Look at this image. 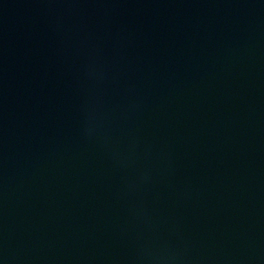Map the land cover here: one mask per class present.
Returning <instances> with one entry per match:
<instances>
[{
	"label": "water",
	"instance_id": "obj_1",
	"mask_svg": "<svg viewBox=\"0 0 264 264\" xmlns=\"http://www.w3.org/2000/svg\"><path fill=\"white\" fill-rule=\"evenodd\" d=\"M0 264H264V0H0Z\"/></svg>",
	"mask_w": 264,
	"mask_h": 264
}]
</instances>
